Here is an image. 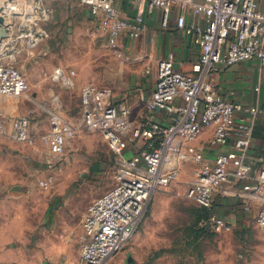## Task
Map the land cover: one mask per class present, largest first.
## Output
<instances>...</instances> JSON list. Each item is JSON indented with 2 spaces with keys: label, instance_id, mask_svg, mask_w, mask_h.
Wrapping results in <instances>:
<instances>
[{
  "label": "built area",
  "instance_id": "1",
  "mask_svg": "<svg viewBox=\"0 0 264 264\" xmlns=\"http://www.w3.org/2000/svg\"><path fill=\"white\" fill-rule=\"evenodd\" d=\"M145 1L149 10H161L163 29L169 28L175 6L207 18L203 23H188L184 15H179L175 22L176 29L199 48V59L188 73L174 69L172 54L158 61L155 89L146 101V110L161 115L164 123L145 119L134 122L133 110L126 102L114 101L110 92L93 85L83 88L81 126L101 133L121 162L113 188L95 199L83 215L85 241L78 264H106L121 251L137 230L152 196L176 182L185 163L194 167L186 196L210 211L209 218L201 224L211 233L230 234L234 229V224L214 205L223 183L241 184L244 196L264 195V160L260 158L256 164L248 157L252 126L236 123L245 115L254 120L260 111L232 101L211 81L220 66L257 60L264 67V12L256 0ZM5 4L11 22L5 21L10 37L0 42V98L21 97L29 86L20 70L7 63L15 57L13 43L27 40L37 45L44 32L30 33L48 15L40 0ZM78 4L89 11L94 28L109 49H118L123 35L138 39L144 31L142 25L122 16L117 0H78ZM72 76L74 72L58 68L52 78L72 87ZM212 125L215 129L210 146L227 145L235 130L240 136L234 140L235 151L218 153L209 163L205 159L206 147L191 143ZM77 131L60 111L51 113L50 129L40 137L49 150V170L63 160L68 142ZM3 138L27 146H34L38 139L28 117L8 120L0 113V140ZM131 145L135 153L129 152ZM53 181L46 177L40 180L39 187L49 189ZM228 194V190L223 191V195ZM257 224L264 228V211L258 214Z\"/></svg>",
  "mask_w": 264,
  "mask_h": 264
},
{
  "label": "rangeland",
  "instance_id": "2",
  "mask_svg": "<svg viewBox=\"0 0 264 264\" xmlns=\"http://www.w3.org/2000/svg\"><path fill=\"white\" fill-rule=\"evenodd\" d=\"M40 4L47 20L30 34L42 31L43 37L35 46L27 40L13 43L15 57L7 62L24 75L28 91L21 97L0 98V113L8 120L28 117L38 137L34 146L0 140V264L21 260L47 264L58 241L67 243L70 262L74 264L78 256V264L81 217L96 198L113 188L121 162L101 133L81 126L82 90L93 85L123 102L137 82L131 73H145L140 62L128 65L119 49L106 47L94 25L79 18L78 0H40ZM58 68L74 72L72 87L53 81ZM58 111L78 131L63 160L49 170V150L40 137L50 129L51 113ZM129 152L136 149L131 145ZM193 170L185 163L178 180L152 196L133 237L108 264H125L129 256L132 264H264V228L257 224L264 195L245 203L239 196L223 195L234 187L223 183L214 205L232 219L234 229L230 234L211 233L201 224L202 208L186 196ZM46 177L54 181L45 190L39 182ZM58 214L64 221H56ZM64 223L75 227L69 238L63 236Z\"/></svg>",
  "mask_w": 264,
  "mask_h": 264
},
{
  "label": "crops",
  "instance_id": "3",
  "mask_svg": "<svg viewBox=\"0 0 264 264\" xmlns=\"http://www.w3.org/2000/svg\"><path fill=\"white\" fill-rule=\"evenodd\" d=\"M4 1L5 0L0 1V6L3 5L1 2ZM256 1L259 10L264 12V0ZM117 4L124 18L137 22L144 27V31L138 39H131L128 34H125L120 40L121 43L118 48L119 53L124 60H127V64L132 65L140 62L146 73L145 74L142 70L130 72L137 82L131 86L130 93L126 96L127 98H125L124 102L132 108L133 116L134 114H140L137 116L138 119L137 117H133L134 122H137L141 117L147 121L164 123L165 120L161 115L151 114L146 110V101L151 97L155 89L157 63L160 60L167 59L169 55L172 54L173 66L176 71L191 72L193 64L199 59L200 51L199 48L194 45L190 37L185 36L181 31L176 29L175 22L179 15H184L188 23H203L207 18L203 15H196L189 9L175 6L172 10L169 28L163 29L161 27V10H149L145 0H117ZM81 11L82 13L79 18L93 26L94 24L90 19L89 11L85 8H82ZM5 19L7 20L6 24L11 22L10 16L6 15ZM147 71H149V73H147ZM211 81L214 87L218 88L224 96L229 97L232 101L238 102L246 108H255L260 111L254 120L247 115L240 116L236 120V123L252 126V143L248 157L250 161L258 164V159L261 158L264 160V67L261 66L257 60L237 63L231 67L220 66L217 71L213 73ZM256 88H259V91H255ZM214 129L213 125L204 128L201 135L191 143L193 146L206 147L205 159L209 163L214 161L218 153L235 151L233 146L234 140L240 136V132L235 130L227 145L210 146L209 141L213 136ZM33 134L37 136V132H34V129ZM232 184L235 187L232 188L233 190L230 191L228 188L226 189L229 191V194L239 196L244 202L246 201L249 203L252 196H244L241 194V184ZM67 204H69V202ZM219 212L226 217V213L223 210ZM83 215L81 218H83ZM59 216L60 214H58L56 221H64V219H60ZM227 219L232 222L230 217ZM74 229L75 227L72 224L66 223L65 234L67 236L65 234L63 236L69 238ZM79 241L80 246H82L85 241L83 229ZM63 242L64 241H58V243L52 247L47 264H73L70 262L72 256L69 255V246L66 245L67 243ZM77 260L78 256L74 264H77ZM18 264H27V262L21 260Z\"/></svg>",
  "mask_w": 264,
  "mask_h": 264
},
{
  "label": "water",
  "instance_id": "4",
  "mask_svg": "<svg viewBox=\"0 0 264 264\" xmlns=\"http://www.w3.org/2000/svg\"><path fill=\"white\" fill-rule=\"evenodd\" d=\"M15 0H6L5 3H12ZM5 6H0V42L3 40H7L10 35L8 29L5 27V16H6ZM125 264H132V258L129 256L126 260Z\"/></svg>",
  "mask_w": 264,
  "mask_h": 264
},
{
  "label": "trees",
  "instance_id": "5",
  "mask_svg": "<svg viewBox=\"0 0 264 264\" xmlns=\"http://www.w3.org/2000/svg\"><path fill=\"white\" fill-rule=\"evenodd\" d=\"M202 210H203V214H202V218L200 220L201 221L207 220L209 218L210 211L208 209H205V208H202Z\"/></svg>",
  "mask_w": 264,
  "mask_h": 264
}]
</instances>
